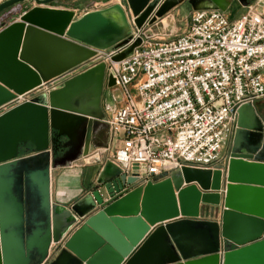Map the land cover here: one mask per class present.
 <instances>
[{
  "label": "water",
  "instance_id": "1",
  "mask_svg": "<svg viewBox=\"0 0 264 264\" xmlns=\"http://www.w3.org/2000/svg\"><path fill=\"white\" fill-rule=\"evenodd\" d=\"M33 4L0 28V105L89 59L96 48L129 55L145 31L183 3L227 11L233 0H121L75 17L56 0ZM244 6L255 0H239ZM115 83L97 62L61 85L0 113V264H264V111L239 107L224 164L182 166L141 182L110 158L84 194L50 200V169L86 156L102 126L104 89ZM264 106V102H263ZM228 154V157H227ZM216 212L217 218L202 217Z\"/></svg>",
  "mask_w": 264,
  "mask_h": 264
},
{
  "label": "built area",
  "instance_id": "2",
  "mask_svg": "<svg viewBox=\"0 0 264 264\" xmlns=\"http://www.w3.org/2000/svg\"><path fill=\"white\" fill-rule=\"evenodd\" d=\"M106 3L90 0L81 11ZM32 4L21 5L22 11ZM129 22L132 37H142L129 55L113 60L119 48H96L92 57L66 73L0 105V113L103 61L124 98L121 105L114 98L103 101V121L110 136L121 142L104 158L95 151L93 160L110 158L142 183L184 165L215 169L224 164L239 107L264 98V11L251 4L232 19L220 8L192 9L180 32L171 27L149 35L145 31L151 24L137 28L132 17Z\"/></svg>",
  "mask_w": 264,
  "mask_h": 264
},
{
  "label": "crops",
  "instance_id": "3",
  "mask_svg": "<svg viewBox=\"0 0 264 264\" xmlns=\"http://www.w3.org/2000/svg\"><path fill=\"white\" fill-rule=\"evenodd\" d=\"M90 0H88L89 2ZM106 1V5L112 4L113 2H120L121 0H104ZM87 2V3H88ZM27 2H22L17 5H25ZM86 4V3H85ZM66 5L63 7L71 8L75 11V17L80 16L83 12L81 8L85 5ZM254 6L257 7L258 10L264 11V0H255L253 2ZM103 6V7H105ZM14 6H10L9 8L5 9L0 14V27L3 22L7 23L17 16H12L11 12ZM249 6H244L239 0H233L227 13L229 14L230 18L235 19L239 17L243 12L248 10ZM186 9L185 16L179 17L177 15L178 11L181 9ZM192 10V8L183 3L175 8L171 9L168 13H166L162 17V22L164 28H171L174 27L176 29L182 28L180 24H177L181 19H186L188 13ZM235 10L241 11L239 15H233ZM177 21V22H176ZM186 22V21H185ZM186 26V23H185ZM184 26V27H185ZM114 98L115 105H121L124 103V98L122 94V90L118 86L108 87L104 89L102 95V104L103 101L112 100ZM264 98L257 100L255 106L259 111H264L263 106ZM239 117V114H238ZM119 138L111 137L108 131V127L102 126L99 131L97 132V139L96 145L90 148V152L86 156H80L77 159L73 160L71 163L65 165H57L52 166L50 169V200L54 202H59L62 204H69L82 196L87 190V187L91 183V181L95 178V175L98 169L101 166L102 160H93V153L95 151H99L103 158L110 153H112L117 146L120 144ZM226 147L224 151H226ZM217 213L215 212H206L203 214L202 217L204 218H211L216 219Z\"/></svg>",
  "mask_w": 264,
  "mask_h": 264
},
{
  "label": "rangeland",
  "instance_id": "4",
  "mask_svg": "<svg viewBox=\"0 0 264 264\" xmlns=\"http://www.w3.org/2000/svg\"><path fill=\"white\" fill-rule=\"evenodd\" d=\"M27 4L30 3V1H26ZM88 0H56L54 2H52L51 4L53 5H57V6H66V5H82V4H87ZM24 6H19V5H14L13 10L11 12V15L12 16H18L19 13H21V11L24 9L23 8ZM185 13H186V9H181L180 11H178L177 15L179 17H182L185 16ZM241 13V11L239 10H235L233 15H239ZM185 21H187V18L184 20V19H181L179 22H177V24H180L182 28L178 29V32H180L181 30H183L185 27ZM35 92V91H34Z\"/></svg>",
  "mask_w": 264,
  "mask_h": 264
}]
</instances>
